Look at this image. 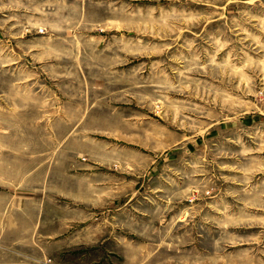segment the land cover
Returning <instances> with one entry per match:
<instances>
[{"label":"rangeland","instance_id":"obj_1","mask_svg":"<svg viewBox=\"0 0 264 264\" xmlns=\"http://www.w3.org/2000/svg\"><path fill=\"white\" fill-rule=\"evenodd\" d=\"M0 264H264V0H0Z\"/></svg>","mask_w":264,"mask_h":264}]
</instances>
